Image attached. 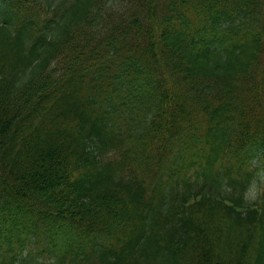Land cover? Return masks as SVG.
Instances as JSON below:
<instances>
[{
	"label": "trees",
	"instance_id": "trees-1",
	"mask_svg": "<svg viewBox=\"0 0 264 264\" xmlns=\"http://www.w3.org/2000/svg\"><path fill=\"white\" fill-rule=\"evenodd\" d=\"M256 155L264 0H0V264H264Z\"/></svg>",
	"mask_w": 264,
	"mask_h": 264
},
{
	"label": "rangeland",
	"instance_id": "rangeland-1",
	"mask_svg": "<svg viewBox=\"0 0 264 264\" xmlns=\"http://www.w3.org/2000/svg\"><path fill=\"white\" fill-rule=\"evenodd\" d=\"M261 195H264V166L261 167L258 172L256 182L253 187V191L248 194V198L252 200L259 199Z\"/></svg>",
	"mask_w": 264,
	"mask_h": 264
}]
</instances>
